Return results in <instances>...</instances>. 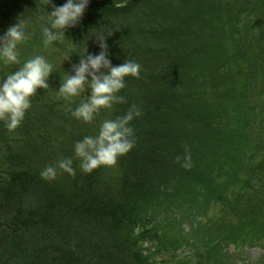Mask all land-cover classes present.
<instances>
[{"label":"trees","instance_id":"trees-1","mask_svg":"<svg viewBox=\"0 0 264 264\" xmlns=\"http://www.w3.org/2000/svg\"><path fill=\"white\" fill-rule=\"evenodd\" d=\"M66 2L0 0L2 33L26 23L24 42L62 79L79 53L99 54L97 33H112V65L141 66L119 92L123 107L142 111L131 122L136 143L121 174L100 166L48 181L29 151L47 135L48 101L38 114L31 97L14 131L0 121V264H239L232 244L261 247L251 264H264V1L89 0L80 22L45 47L52 4ZM19 67L0 61V81ZM185 145L190 169L176 162ZM192 215L204 220L191 239Z\"/></svg>","mask_w":264,"mask_h":264},{"label":"clouds","instance_id":"clouds-1","mask_svg":"<svg viewBox=\"0 0 264 264\" xmlns=\"http://www.w3.org/2000/svg\"><path fill=\"white\" fill-rule=\"evenodd\" d=\"M51 0H46V5ZM89 0H67L62 6L52 4V11L48 13V26L43 28V44L45 47L53 42L62 40L67 28L76 26ZM27 24L18 21L10 26L0 36V60L4 65H21L18 44L25 41ZM112 33H97L96 40L99 54H89L87 51L79 53V63L72 64V73H65L61 86L57 91L58 97L72 103L75 97L91 89L87 99L81 100L66 112L85 123H93L101 109L111 110L114 104L125 103V97L118 93L126 87L125 77H140L141 66L134 61L125 60L124 63L113 66L108 59L109 51L106 43L107 36ZM70 59L65 55L63 61ZM53 73V65L43 55H36L23 62L15 72L0 81V121H3L9 131H14L24 120L26 111L31 108V97L37 94V89H48V79ZM142 115L141 109L132 104L128 111L115 119H106L100 123L95 136H84L74 144V156L79 159V167L84 173H91L100 166L114 167L120 156L128 153L135 146L134 130L131 121ZM182 167L190 169L191 152L185 145L183 157L177 156L176 162ZM58 170L67 172L75 177L73 158H61L54 165L46 166L40 173L41 178L52 181L57 178Z\"/></svg>","mask_w":264,"mask_h":264},{"label":"rangeland","instance_id":"rangeland-1","mask_svg":"<svg viewBox=\"0 0 264 264\" xmlns=\"http://www.w3.org/2000/svg\"><path fill=\"white\" fill-rule=\"evenodd\" d=\"M2 27H3L2 20L0 19V35L1 36L3 35ZM32 45L33 44L30 41H26V42H22L18 44L17 50L19 52V59L21 61V65L23 64L24 61L30 58H33L36 55H40L39 53L37 54L36 47H33ZM41 48L45 52L46 50L45 47H41ZM40 53L43 54L42 52ZM0 61L3 62L2 60ZM52 65L53 67H57L55 66V64H52ZM71 65L72 64L68 66L70 69L69 72L66 71V69H64L65 70L63 72L64 75L65 73H72ZM62 81H63L62 77L58 78L56 74L51 73L48 79V83L50 87L46 90L37 89V94L32 97L34 98L33 101L37 103L35 107H36V111L38 112V114L42 113L41 111H43V108H44L43 103L48 101L46 102L48 108L46 111L44 110V112H46L50 118L45 121V123H47V127L45 128V133L47 135H44L43 137L42 134L38 133V137H37L38 143L35 144L36 145L35 147L32 145H29L30 146L29 151L31 152L33 151L31 153V156L35 158L34 161L37 163V165L43 166V161H44L45 167L49 165H54L56 161H58L61 158H73V168L75 169L76 173H78V172H81V169L79 167V164H80L79 159L75 158L74 156L75 142L78 140H82L84 136H95L98 132L100 123L103 120L113 119L111 115L112 112L116 113L118 111L119 114H117V116L124 115L127 112L126 109H129L132 103L131 102L128 103L127 106L125 105L126 107L125 106L123 107L122 104L117 103L113 105V108L111 110L101 109V111L96 116L93 123H85L81 120H77L76 118L72 117L71 113L66 112L65 109L67 107H71L72 109H75L81 101L77 98L90 95L91 91L88 93V88H86L84 94L73 98L74 102L69 103L65 101L62 97H58V94H57V91L59 90ZM39 95H42V96L40 100L37 101ZM118 95H120V93H118ZM44 97H46L47 99L44 102H42L41 99ZM131 122L135 123V120L133 119ZM120 158L121 156L118 157L117 164L114 167L103 166L104 171L106 172L107 175L118 174V172H120L121 165L120 163H118ZM121 173H122V170L120 174ZM60 174L62 176L68 175L70 177V174H68L67 172L58 170V175L60 176ZM262 212H264V209ZM209 215H210L209 217H213L214 219V218H217L220 214L214 213V211L211 210L209 212ZM250 215L252 217V221L255 222L257 219L256 213L252 212L250 213ZM191 218L194 219V221L192 222L193 226H190L189 224L187 226H184L185 228L184 233L185 234L189 233L192 239L193 236L197 235V232H198V228L195 225H197L198 222H200V220L202 221L204 219L203 218L201 219L200 216L194 217V215H192ZM258 220H260V217L257 219V221ZM182 241L187 243L188 239L187 240L182 239ZM152 243H150L149 246L152 247L153 245ZM189 243L190 242H188L187 244ZM187 247L188 246H186L185 244L184 246H182V248H185L184 252L181 251L183 255H189V250L187 249ZM152 251H156V249L152 248ZM228 251L230 253H233V252L235 253V256L238 257L239 264H243L244 261L248 262L249 264L255 263L256 261H259L263 255L262 254L263 249L259 246H254V247L250 246V247H244L241 250H235V246H233L232 244L229 246ZM163 256L164 254H161L159 257L162 258ZM169 256L170 255H168V257Z\"/></svg>","mask_w":264,"mask_h":264},{"label":"water","instance_id":"water-1","mask_svg":"<svg viewBox=\"0 0 264 264\" xmlns=\"http://www.w3.org/2000/svg\"><path fill=\"white\" fill-rule=\"evenodd\" d=\"M91 91L90 87L88 88V93Z\"/></svg>","mask_w":264,"mask_h":264}]
</instances>
